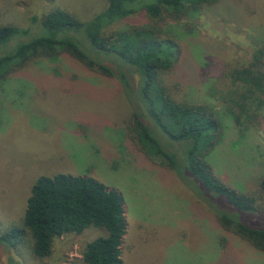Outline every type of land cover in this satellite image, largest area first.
<instances>
[{"label":"rangeland","instance_id":"1","mask_svg":"<svg viewBox=\"0 0 264 264\" xmlns=\"http://www.w3.org/2000/svg\"><path fill=\"white\" fill-rule=\"evenodd\" d=\"M108 2L0 0V27L30 30L35 36L41 20L56 10L90 22ZM192 7L180 20L167 17L162 23L182 47L181 71L191 74L170 82L185 85L180 100L222 111L209 98V86L235 61H249L260 46L264 0ZM152 24L142 13L108 31L146 29ZM132 113L118 80L89 70L70 52L35 58L0 82V238L23 227L38 179L63 174L96 179L123 196L127 222L123 264H264L263 252L218 220L227 214L264 228V215L244 213L207 191L182 163L180 146V172L165 159L140 150L132 138L136 137ZM148 117L147 123L153 125ZM238 129L226 119L223 141L207 162L224 184L260 196L264 121L245 132ZM157 137L162 142L167 138L163 133ZM106 236L105 228L91 226L82 234L57 238L45 259L33 254L30 237L15 246L0 240V264H85L87 245Z\"/></svg>","mask_w":264,"mask_h":264},{"label":"trees","instance_id":"2","mask_svg":"<svg viewBox=\"0 0 264 264\" xmlns=\"http://www.w3.org/2000/svg\"><path fill=\"white\" fill-rule=\"evenodd\" d=\"M220 3L225 0H109L107 8L90 22L56 10L41 20V30L35 36L30 30L0 27V82L35 58L51 59L70 52L89 70L118 80L132 107L136 134L132 138L140 150L165 159L171 169L180 172V146L182 163L207 191L244 213L264 215V178L260 196L243 193L224 184L207 162L223 141L226 119L233 121L240 132L264 121V25L258 27L260 46L251 59L235 61L220 80L213 79L209 86V98L218 102L222 111L180 100L177 97L184 94L185 85L174 79L170 82L178 75L191 74L181 71L182 47L162 23L167 17L180 20L192 5L203 8ZM142 13L153 22L149 28L108 31ZM146 115L154 126L147 123ZM158 133L166 135L165 142L160 141ZM218 220L264 253V228L252 227L227 214H220ZM91 226L105 228L108 236L87 245L85 264H123L122 246L127 235L123 196L93 178L42 176L28 199L23 227L12 228L0 240L15 246L30 237L33 254L45 259L51 255L55 239L82 234Z\"/></svg>","mask_w":264,"mask_h":264},{"label":"crops","instance_id":"3","mask_svg":"<svg viewBox=\"0 0 264 264\" xmlns=\"http://www.w3.org/2000/svg\"><path fill=\"white\" fill-rule=\"evenodd\" d=\"M126 238V237H125Z\"/></svg>","mask_w":264,"mask_h":264}]
</instances>
